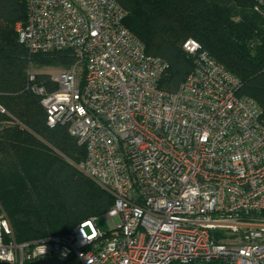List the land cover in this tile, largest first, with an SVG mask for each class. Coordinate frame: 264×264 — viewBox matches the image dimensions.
Masks as SVG:
<instances>
[{
	"label": "built area",
	"instance_id": "1",
	"mask_svg": "<svg viewBox=\"0 0 264 264\" xmlns=\"http://www.w3.org/2000/svg\"><path fill=\"white\" fill-rule=\"evenodd\" d=\"M25 4L18 41L75 57L50 75L54 89L31 71L26 88L47 126H65L84 147L78 168L113 197L103 214L112 222L100 231L90 217L66 235L16 243L0 211V260L264 264V124L255 101L238 95L240 80L187 38L193 69L177 89L160 88L168 63L145 52L115 0Z\"/></svg>",
	"mask_w": 264,
	"mask_h": 264
},
{
	"label": "trees",
	"instance_id": "2",
	"mask_svg": "<svg viewBox=\"0 0 264 264\" xmlns=\"http://www.w3.org/2000/svg\"><path fill=\"white\" fill-rule=\"evenodd\" d=\"M115 1L145 52L168 63L160 88L177 89L193 69L194 58L182 49L193 38L240 80L238 95L255 101L264 124V15L254 0ZM25 17V0H0V211L16 243L66 235L113 205L78 168L84 147L65 126H47L41 98L26 88L31 71L35 84L54 89L50 74L35 70L67 69L75 57L70 50L30 52L15 29Z\"/></svg>",
	"mask_w": 264,
	"mask_h": 264
},
{
	"label": "rangeland",
	"instance_id": "3",
	"mask_svg": "<svg viewBox=\"0 0 264 264\" xmlns=\"http://www.w3.org/2000/svg\"><path fill=\"white\" fill-rule=\"evenodd\" d=\"M258 12V11H257ZM260 13V12H258ZM262 15H264V13H260ZM60 68H52V67H44V68H40L35 70L36 72H43V73H48L50 75L57 73V71H59ZM111 222L112 220L110 218H107L103 215L98 216L95 219V224L97 225L98 229L100 231H106L109 229V227L111 226ZM224 242H231V239L228 237V235H225L224 238L221 239Z\"/></svg>",
	"mask_w": 264,
	"mask_h": 264
},
{
	"label": "water",
	"instance_id": "4",
	"mask_svg": "<svg viewBox=\"0 0 264 264\" xmlns=\"http://www.w3.org/2000/svg\"><path fill=\"white\" fill-rule=\"evenodd\" d=\"M0 264H18V263H9L0 260ZM23 264H70V263L58 257H45V258H40L33 261L25 262Z\"/></svg>",
	"mask_w": 264,
	"mask_h": 264
}]
</instances>
